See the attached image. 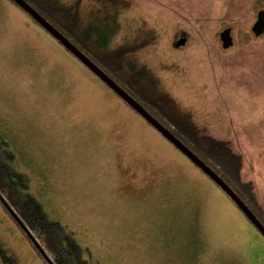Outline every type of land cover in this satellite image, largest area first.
<instances>
[{
	"label": "rangeland",
	"instance_id": "obj_1",
	"mask_svg": "<svg viewBox=\"0 0 264 264\" xmlns=\"http://www.w3.org/2000/svg\"><path fill=\"white\" fill-rule=\"evenodd\" d=\"M131 1L112 41L151 26L138 68L158 76L181 123L228 143L240 191L264 215V33L251 30L264 0ZM0 146L91 264H264V237L232 200L9 0ZM0 246L19 264H46L1 201Z\"/></svg>",
	"mask_w": 264,
	"mask_h": 264
},
{
	"label": "trees",
	"instance_id": "obj_2",
	"mask_svg": "<svg viewBox=\"0 0 264 264\" xmlns=\"http://www.w3.org/2000/svg\"><path fill=\"white\" fill-rule=\"evenodd\" d=\"M25 1L216 172L264 225L259 206L240 191L239 156L227 142L211 138L190 119L181 123L178 117L184 112L176 107L175 99L159 83L158 76L148 67L143 71L138 68L135 58L145 48L142 33L147 35L151 26L145 21L136 34L112 41L120 29L119 13L127 9L126 2L131 0ZM0 201L46 264H91L73 231L50 217L30 192L29 178L16 167L14 153L4 146H0ZM0 264L19 263L0 246Z\"/></svg>",
	"mask_w": 264,
	"mask_h": 264
},
{
	"label": "water",
	"instance_id": "obj_3",
	"mask_svg": "<svg viewBox=\"0 0 264 264\" xmlns=\"http://www.w3.org/2000/svg\"><path fill=\"white\" fill-rule=\"evenodd\" d=\"M25 13H27L36 23L44 28L61 46L71 53L82 65L91 71L98 79L108 86L120 99H122L130 108L142 116L152 127H154L168 142L180 150L198 169H200L211 181H213L238 207L247 220L264 237V225L253 214L246 203L236 194L229 185H227L216 172H214L205 162H203L192 150L185 146L177 137L167 128L152 117L129 93L121 88L113 79L106 75L94 62L76 48L67 38H65L55 27L46 21L37 11H35L25 0H12ZM255 36L264 33V9L257 11L256 20L251 26ZM221 46L224 49L233 44L231 28L226 27L219 32ZM186 38H179L175 42V47L183 46Z\"/></svg>",
	"mask_w": 264,
	"mask_h": 264
},
{
	"label": "flooded vegetation",
	"instance_id": "obj_4",
	"mask_svg": "<svg viewBox=\"0 0 264 264\" xmlns=\"http://www.w3.org/2000/svg\"><path fill=\"white\" fill-rule=\"evenodd\" d=\"M255 22V21H254ZM130 108V107H129ZM135 114L136 116L140 117L142 120H144L149 126H151L142 116H140L138 113H136L132 108H130ZM152 127V126H151ZM154 128V127H152ZM155 129V128H154ZM156 130V129H155ZM157 131V130H156ZM158 132V131H157ZM159 133V132H158ZM160 134V133H159ZM162 136V135H161ZM163 137V136H162ZM165 139V138H164ZM166 140V139H165ZM167 141V140H166ZM168 142V141H167ZM172 147H174L170 142H168ZM182 156H184L185 158H187L180 150H178L176 147H174ZM188 159V158H187ZM189 160V159H188ZM190 161V160H189ZM194 165V164H193ZM195 166V165H194Z\"/></svg>",
	"mask_w": 264,
	"mask_h": 264
}]
</instances>
